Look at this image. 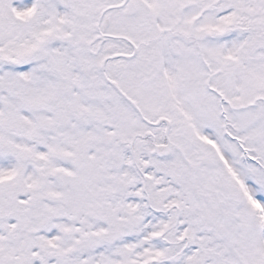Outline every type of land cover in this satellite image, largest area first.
<instances>
[{"label":"snow or ice","instance_id":"snow-or-ice-1","mask_svg":"<svg viewBox=\"0 0 264 264\" xmlns=\"http://www.w3.org/2000/svg\"><path fill=\"white\" fill-rule=\"evenodd\" d=\"M0 264H264V0H0Z\"/></svg>","mask_w":264,"mask_h":264}]
</instances>
